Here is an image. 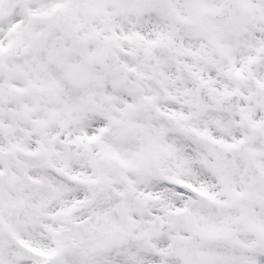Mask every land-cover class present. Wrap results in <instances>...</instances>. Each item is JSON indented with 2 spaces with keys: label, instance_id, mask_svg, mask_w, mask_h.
<instances>
[{
  "label": "snow or ice",
  "instance_id": "obj_1",
  "mask_svg": "<svg viewBox=\"0 0 264 264\" xmlns=\"http://www.w3.org/2000/svg\"><path fill=\"white\" fill-rule=\"evenodd\" d=\"M0 264H264V0H0Z\"/></svg>",
  "mask_w": 264,
  "mask_h": 264
}]
</instances>
